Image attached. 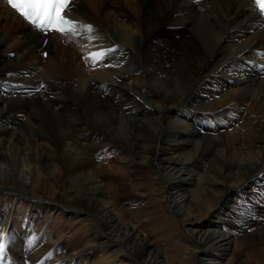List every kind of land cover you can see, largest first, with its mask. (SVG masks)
Segmentation results:
<instances>
[{
	"label": "bare ground",
	"instance_id": "bare-ground-1",
	"mask_svg": "<svg viewBox=\"0 0 264 264\" xmlns=\"http://www.w3.org/2000/svg\"><path fill=\"white\" fill-rule=\"evenodd\" d=\"M68 13L73 31L44 46L0 0V264H264L251 0H76Z\"/></svg>",
	"mask_w": 264,
	"mask_h": 264
},
{
	"label": "snow or ice",
	"instance_id": "snow-or-ice-1",
	"mask_svg": "<svg viewBox=\"0 0 264 264\" xmlns=\"http://www.w3.org/2000/svg\"><path fill=\"white\" fill-rule=\"evenodd\" d=\"M252 2L254 9L264 15V0H252ZM7 3L26 20L41 29L50 27L64 32L75 27L63 16L69 0H7ZM4 251L5 243L3 237H0V256L4 255Z\"/></svg>",
	"mask_w": 264,
	"mask_h": 264
},
{
	"label": "rangeland",
	"instance_id": "rangeland-1",
	"mask_svg": "<svg viewBox=\"0 0 264 264\" xmlns=\"http://www.w3.org/2000/svg\"><path fill=\"white\" fill-rule=\"evenodd\" d=\"M169 12L171 11V8H169V10H168ZM261 51H263V50H261ZM87 65H90L89 63H86ZM5 84H8V83H5ZM246 112L244 113V115L243 116H246ZM96 155V153H94V156ZM97 158V157H96ZM98 159V158H97ZM20 192V191H19ZM149 192V191H148ZM137 198H139V197H137ZM30 200V199H29ZM141 203H142V201H140V202H138V205H141ZM145 206V208L147 209V211L148 212H152V210H150V206H149V204H147L146 203V205H144ZM261 211H264V206H261ZM91 217H93V215L91 214ZM146 231H148V232H154V230H153V228L152 227H150V226H148V227H146ZM70 232V230H69V228H68V230H67V233L63 236V237H66V238H70L71 237V235L72 234H70L69 233ZM68 238V239H69ZM71 239V238H70ZM252 239H254V238H252ZM251 239V240H252ZM161 241H163V239L161 238L160 239ZM59 242H63V240H61V241H59ZM176 243V242H175ZM71 245V243L70 244H68V245H65V246H70ZM72 246V245H71ZM171 252V249H169V252H168V254H167V262L168 263H174V257H173V254L172 253H170ZM254 260L253 259V257H252V254H250V253H247L245 256H243V257H241V263L242 264H244V263H251L252 261Z\"/></svg>",
	"mask_w": 264,
	"mask_h": 264
}]
</instances>
